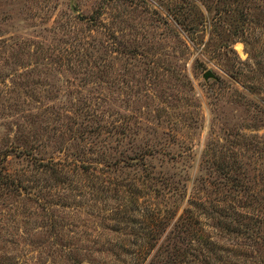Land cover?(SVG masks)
<instances>
[{
	"label": "rangeland",
	"instance_id": "obj_1",
	"mask_svg": "<svg viewBox=\"0 0 264 264\" xmlns=\"http://www.w3.org/2000/svg\"><path fill=\"white\" fill-rule=\"evenodd\" d=\"M0 264H264V0H0Z\"/></svg>",
	"mask_w": 264,
	"mask_h": 264
},
{
	"label": "trees",
	"instance_id": "obj_2",
	"mask_svg": "<svg viewBox=\"0 0 264 264\" xmlns=\"http://www.w3.org/2000/svg\"><path fill=\"white\" fill-rule=\"evenodd\" d=\"M131 160H132V158H131ZM144 181H145V178H144ZM177 183H179L178 180H177ZM177 183L174 182V184H173V182H171V187H169L168 194H170L173 191L172 194H176V195L181 196L182 193H179ZM183 215H185V213ZM180 219H183V218H180ZM175 238H177L179 240V236H176Z\"/></svg>",
	"mask_w": 264,
	"mask_h": 264
}]
</instances>
